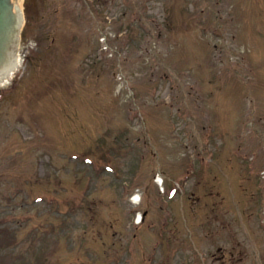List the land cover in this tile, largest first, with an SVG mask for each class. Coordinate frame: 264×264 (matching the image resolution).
<instances>
[{"label": "rangeland", "instance_id": "rangeland-1", "mask_svg": "<svg viewBox=\"0 0 264 264\" xmlns=\"http://www.w3.org/2000/svg\"><path fill=\"white\" fill-rule=\"evenodd\" d=\"M33 1L24 73L0 100V264H126L136 207L150 227L139 240L170 224L157 264H264V75L241 84L242 48L264 64V0H184L177 15L165 1ZM177 38L191 39L190 65ZM40 232L44 259L28 241Z\"/></svg>", "mask_w": 264, "mask_h": 264}, {"label": "water", "instance_id": "water-1", "mask_svg": "<svg viewBox=\"0 0 264 264\" xmlns=\"http://www.w3.org/2000/svg\"><path fill=\"white\" fill-rule=\"evenodd\" d=\"M17 36V21L12 18L7 0H0V68L6 59L7 49H2L1 44H9L15 41Z\"/></svg>", "mask_w": 264, "mask_h": 264}, {"label": "bare ground", "instance_id": "bare-ground-1", "mask_svg": "<svg viewBox=\"0 0 264 264\" xmlns=\"http://www.w3.org/2000/svg\"><path fill=\"white\" fill-rule=\"evenodd\" d=\"M16 2L19 3V5H20V1L19 0H16ZM8 80H9V77L6 80H2V84H5Z\"/></svg>", "mask_w": 264, "mask_h": 264}]
</instances>
